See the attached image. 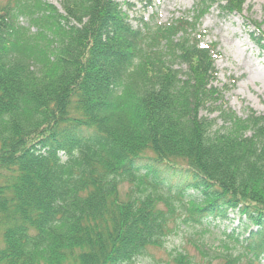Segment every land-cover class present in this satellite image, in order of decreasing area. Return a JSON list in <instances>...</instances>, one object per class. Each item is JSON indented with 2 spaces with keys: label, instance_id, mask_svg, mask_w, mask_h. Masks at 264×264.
I'll return each instance as SVG.
<instances>
[{
  "label": "trees",
  "instance_id": "16d2710c",
  "mask_svg": "<svg viewBox=\"0 0 264 264\" xmlns=\"http://www.w3.org/2000/svg\"><path fill=\"white\" fill-rule=\"evenodd\" d=\"M57 1L0 0V264H140L183 209L199 225L243 215L216 264H261L264 113L225 110L215 49L185 20ZM245 1L196 0L194 18Z\"/></svg>",
  "mask_w": 264,
  "mask_h": 264
},
{
  "label": "rangeland",
  "instance_id": "374dc122",
  "mask_svg": "<svg viewBox=\"0 0 264 264\" xmlns=\"http://www.w3.org/2000/svg\"><path fill=\"white\" fill-rule=\"evenodd\" d=\"M116 1L122 5L133 25H137L140 20L151 26L178 20L190 22L199 35L197 43L211 46L216 51L217 55L212 52L217 72L212 85L223 90L225 110L228 109L239 118L251 112L255 115L264 113V0H246L241 10L232 14L221 12L217 5H213L199 20L194 18L196 0ZM49 2L59 8L57 0ZM19 22L27 25L24 18H19ZM177 68L186 69L184 65H178ZM209 111H202V115L217 119L218 114ZM216 123L220 125V122ZM171 181L181 184L183 178L175 176ZM126 189V185L122 187V191ZM187 193L192 194L190 190ZM185 213L184 209L176 211L168 223L169 233L163 247L150 249L140 264H171V257L176 251L187 253L199 264L209 261L210 264H216L218 260L214 253L221 249V240L226 239L225 235L245 233L244 225H249L237 211L229 210L223 220L206 218L201 225L185 221ZM240 264H246L245 260ZM261 264H264V259Z\"/></svg>",
  "mask_w": 264,
  "mask_h": 264
}]
</instances>
